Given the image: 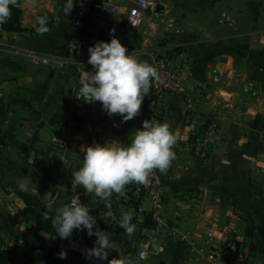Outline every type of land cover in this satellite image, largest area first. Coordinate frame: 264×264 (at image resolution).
I'll list each match as a JSON object with an SVG mask.
<instances>
[{
  "label": "crops",
  "instance_id": "0c3cea01",
  "mask_svg": "<svg viewBox=\"0 0 264 264\" xmlns=\"http://www.w3.org/2000/svg\"><path fill=\"white\" fill-rule=\"evenodd\" d=\"M157 1L165 12L168 8H178L180 13L179 17L171 16L167 20L171 23L167 28L173 35L159 33L164 42L175 38L165 47L145 48L144 41L148 39L142 35L151 30L148 25L134 30L124 27L128 0H114L120 14H104L100 26L94 24L91 16L76 15L73 10L66 17L61 9L65 0H19L21 31L0 29V251L8 250L9 264H86L78 254L67 253L66 259H59L60 251L45 248L50 236L41 232L33 234L30 230L33 224L17 216L25 207L21 194L35 196L54 212L79 195L81 203L90 208V214L113 243L108 259L127 256L132 264H192L180 234L188 232L202 238L209 225L198 217L195 207L189 209L176 202V198L202 194L218 210L212 226L236 229L235 237L249 245L264 264V170L255 167L258 162L264 163V159L254 161L264 156V43L254 46L247 41L252 32L264 30V0ZM41 15H47L53 22L44 36L35 31L36 17ZM82 33H89V39L73 55L74 61L88 60V48L101 38L111 40L112 33L142 61L151 64L154 56L162 55L175 64H188L190 89L170 98L165 116L178 137L174 147L176 159L167 174L158 171L170 237L163 254L157 255L152 250L146 260L137 258L145 237L142 232H146L140 227L143 215H137L133 204L128 203L127 188L123 196L113 194L110 201H104L94 193H85L81 186L74 187L72 174L83 162L76 139L72 138L61 151L51 142L66 122L63 98L76 86L74 63L53 69L28 64L18 55V50L25 49L44 56L66 57V42ZM63 47L66 54H57ZM174 47H181L179 53L169 52ZM226 59L231 60L230 66L226 65ZM229 67L249 78L242 86L252 81L263 94L262 100L245 99L255 110L253 116H226L219 125L215 158L205 163L195 162L189 155V147L191 137L199 131L200 111L192 100L198 98L203 87L198 82L208 85L207 90L202 88L207 99L214 100L222 94L224 101L233 104L237 101L239 84L230 83ZM126 125L128 130L130 121ZM88 128V125L83 127ZM130 140L129 135L122 137L125 144ZM21 184L26 185V190ZM122 211L132 213L135 231L131 236L125 235L118 224ZM175 212L179 215L177 220L173 218ZM74 232L88 248L93 246L95 236L89 237L86 230Z\"/></svg>",
  "mask_w": 264,
  "mask_h": 264
},
{
  "label": "built area",
  "instance_id": "2783aa9c",
  "mask_svg": "<svg viewBox=\"0 0 264 264\" xmlns=\"http://www.w3.org/2000/svg\"><path fill=\"white\" fill-rule=\"evenodd\" d=\"M74 3L73 12L76 15L91 16L96 26H100L104 14H120V8L114 0H74ZM156 6L155 0H128L127 13L123 19L124 27L129 30L139 29L145 25L147 20L155 24L159 16L154 13ZM148 11L151 12L150 15H147ZM170 24L168 25L170 26ZM88 39L89 33L78 34L70 38L65 44L68 55L63 58L55 55L44 56L31 50H18L19 57L33 66L61 69L68 63H74L76 86L69 95L63 98L66 122L51 142L58 151H61V149L67 147L72 138H75L77 150L83 155L81 146L91 145L93 142L103 144L109 140L122 142V137L127 135V125L121 122L122 117L118 115L109 117L102 110L99 102L89 103L82 99L84 96L82 92L84 83L81 79L82 73L93 71V69L87 63V59L74 61L72 57L85 46ZM260 40L264 42V35L260 36ZM125 47L128 48L130 53L129 47ZM151 64L157 68L160 78L153 81L151 91L142 104L141 112L138 115L140 127L146 119L154 118L157 121L164 122L170 98L190 89L184 62L175 64L168 57L158 55L153 57ZM241 91L246 100L254 102L262 100L252 81H247L242 86ZM245 113L253 116L255 110L250 108L247 103L245 104ZM85 125L89 127L87 130L83 129ZM218 130L217 124H209L202 131V134L191 142L189 147L190 157L201 161L209 159L214 154L217 145ZM256 166L260 170H264V163L258 162ZM126 188L129 192L127 201L129 204H133L134 212L137 215H143V217L145 214H149L153 223V227L143 229L146 231L145 233L142 232L145 237L137 251V258L146 260L152 250L157 255L163 254L167 239L170 237L171 228H169L168 221L164 217V190L158 171L151 174L147 184L131 183ZM176 202L187 206L189 209L195 207L198 217L205 220L209 225L202 238L188 232L180 234L181 241L191 254L192 264H262L256 258L250 246L235 237L236 229L225 230L223 227L212 226L218 218V210L213 203L205 200L202 194H183L176 198ZM178 217V213L175 212L173 218L177 220ZM200 239L202 241H198ZM44 246L47 250L60 252L63 250L67 253L78 254L86 264H103L101 261L85 259L86 250L89 248L75 236L68 240L51 238L45 241ZM207 246L208 248H206Z\"/></svg>",
  "mask_w": 264,
  "mask_h": 264
},
{
  "label": "clouds",
  "instance_id": "9594fccd",
  "mask_svg": "<svg viewBox=\"0 0 264 264\" xmlns=\"http://www.w3.org/2000/svg\"><path fill=\"white\" fill-rule=\"evenodd\" d=\"M13 7H20L18 0H0V25L11 18ZM74 7V0H65L61 5L66 17ZM48 23L47 16L36 17L37 35L44 36L50 31ZM110 35V42L97 41L88 48L87 63L93 71L82 73V99L89 103L99 102L109 117L118 115L122 117L121 122L126 123L140 114L153 81L160 77L156 67L129 53L114 34ZM130 137L127 144L109 140L103 144L93 142L81 146L83 162L72 174L73 186H81L85 193H94L101 200L110 201L113 194L123 196L126 186L131 183L147 184L155 171L167 174L176 159L174 147L178 141L171 125L154 118L146 119ZM20 187L26 190V185ZM43 218L51 220L61 239H70L74 230H86L89 237L95 236L93 246L86 250L85 259L106 261L107 264H132L127 256L108 259L109 252L114 249L113 243L100 229L96 217L90 214V208L81 203L79 195L57 207L54 216L45 212ZM132 219L131 212H121L118 224L127 236L135 231ZM57 255L59 259H66L67 252L62 250Z\"/></svg>",
  "mask_w": 264,
  "mask_h": 264
},
{
  "label": "rangeland",
  "instance_id": "374dc122",
  "mask_svg": "<svg viewBox=\"0 0 264 264\" xmlns=\"http://www.w3.org/2000/svg\"><path fill=\"white\" fill-rule=\"evenodd\" d=\"M155 1H156V3H158L157 0H155ZM168 9L166 10V12L163 10L162 13L158 14V15H162V16L157 17V21L155 23L157 26H155V24H153L152 21H148V20L145 23V25L143 26V27L147 28V25H148L150 27L149 29H151L148 33L145 32V34L142 35V37H146L148 39V41H146V40L144 41V43L146 44L145 48L165 47L168 43L169 44L171 43L170 41L175 39L174 37H170V40H167L166 42H164V40H165L164 37H159V33H163L164 35L168 34L169 36L173 35L172 32H170L171 29L167 28L168 24H170V22H167V20L172 18L173 16L179 17V14H180L178 8L177 9L168 8ZM163 14H165V15H163ZM222 18H224L223 15H222ZM224 19L226 21H229L226 19V17ZM151 24L154 26H152ZM163 28H166V29H163ZM262 35H264V30H261V29L258 30L257 32H252L249 35V37L247 36L249 38V39L247 38L248 39L247 41H248V43H250L254 46H262V44L264 42H262L259 39V37ZM174 36L176 37L178 35H174ZM259 41H261V43ZM180 49H181V47L180 48L174 47L169 52L177 51L179 53ZM230 62H231V60H229V59L225 60L226 65L229 64ZM185 64H186V74L188 76V80H190L189 79L190 74H189V71L187 69L188 64H187V62ZM229 66H230V64H229ZM228 70H229V75H230L228 77H230L229 79L231 80L230 83L231 84H239V94L236 96L237 101L234 102L233 104L229 101L228 102L224 101L222 94H220L219 97H216L214 100H212V98L207 99L206 94L203 93V89L207 90L209 88L208 85H205V83H202V82H198V83H201L203 85V87H202L203 89L202 88L199 89L198 98L196 97L197 100H196V98H193L192 100H193V103L196 105L195 108L200 111L198 114L199 131L194 136H192L191 139L195 140L199 135L202 134V131L211 123H215L219 127L221 121H223V119L226 116H230V115L243 116V115H246V113H245L246 100H245L244 96L241 94L240 89H241L242 84L245 82V80H247L249 78H244L242 75L237 73L236 69H233V67H229ZM214 80L216 81L217 77H215ZM260 96L262 98L263 94L260 93ZM230 98L232 101L233 100L232 97H230ZM215 149H217V145H216ZM214 158H215V150H214V154L207 160H204V161L196 160V159H194V160H195V162L205 163V162L210 161ZM259 159L263 160L264 156L263 157L260 156L258 158H255L254 161H257V160L259 161ZM255 167H257V166H255ZM217 199L221 203V199L216 196V200ZM206 248H208V246Z\"/></svg>",
  "mask_w": 264,
  "mask_h": 264
},
{
  "label": "trees",
  "instance_id": "16d2710c",
  "mask_svg": "<svg viewBox=\"0 0 264 264\" xmlns=\"http://www.w3.org/2000/svg\"><path fill=\"white\" fill-rule=\"evenodd\" d=\"M19 16H20L19 8L13 7L11 18L8 20L7 23L1 25L2 30L6 32H20L21 28L19 27ZM48 20H49L48 27L49 29H51L53 22L50 17H48ZM99 41L110 42L109 39H104V38L99 39ZM57 54L65 55L66 52L64 51V47L59 49L57 51ZM64 124L65 123H63L62 125ZM21 198L24 201L25 207L23 208V210H21V212L17 216L20 217L23 222L26 223L30 222L33 224V226L30 228L31 232L35 235L41 232L49 235L50 236L49 238L52 237L60 238L59 236L56 235L55 229L52 227L51 220L43 218V213L47 212L49 216H54L55 212L52 211L50 208H48L45 204L40 202L35 196L21 194ZM143 218H144L143 223L140 225L141 228L148 229L153 227V223L150 219L149 214H145ZM72 236H75L74 231ZM9 262H10V253L8 252V250L0 251V264H9Z\"/></svg>",
  "mask_w": 264,
  "mask_h": 264
},
{
  "label": "water",
  "instance_id": "95a60500",
  "mask_svg": "<svg viewBox=\"0 0 264 264\" xmlns=\"http://www.w3.org/2000/svg\"><path fill=\"white\" fill-rule=\"evenodd\" d=\"M163 10H164V8L161 5H157L154 9V13L160 14L163 12ZM150 14H151V12L148 11L147 15H150ZM137 129H139V124L137 121V117H135L132 120H130V125H129V128L127 130V135L130 136V135L134 134Z\"/></svg>",
  "mask_w": 264,
  "mask_h": 264
}]
</instances>
